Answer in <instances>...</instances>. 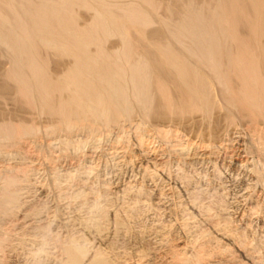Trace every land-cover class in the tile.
<instances>
[{
    "label": "bare ground",
    "instance_id": "obj_1",
    "mask_svg": "<svg viewBox=\"0 0 264 264\" xmlns=\"http://www.w3.org/2000/svg\"><path fill=\"white\" fill-rule=\"evenodd\" d=\"M6 105H10L11 108L7 109ZM135 118L139 120L134 123L132 121ZM150 122L156 126L165 125L175 130L176 128L185 130L210 143L214 142L218 127L227 126L223 129L230 128V131L236 133L234 141L243 150L245 141L252 145L250 148L253 147V151L254 148L259 152L264 150L258 142L262 130L264 132L262 128L264 127V0H0L1 158L18 155V146L25 140L30 141L31 144L46 142L49 144L46 134L60 136L59 144L63 146L64 153L69 145L76 143L73 138L78 135L77 133L80 135L85 133L90 138H96L101 134L111 133L112 129L120 132L123 128L129 127L133 128V134L137 137L140 134L144 136L143 133L150 130L153 133L152 137L155 135V139H166L167 129L164 132L159 126L150 127ZM240 122L247 123L246 128L249 126L248 129L256 140L252 139L254 138L251 137L252 135L245 139L244 133L238 132L237 124L240 125ZM140 142L138 144L136 142L137 152L141 151ZM179 149L174 148L176 153ZM174 150L172 148V152L169 150L164 154L155 152L150 156L143 154L142 158L145 164L157 168L159 165L154 166L155 163H164V155L169 156L172 153L174 155ZM176 153L175 157L183 160L182 156H179V153L183 152ZM26 166L22 168L25 172L21 170L24 172L23 175L31 169ZM8 177L0 194V218L10 214L12 207L14 209L19 205L18 200H20L18 194L14 193L17 176L15 181L10 178L12 176ZM167 177L169 176L165 179ZM181 184L179 186L182 189L179 186L178 188L185 192V187L183 188L185 184ZM193 194L198 195V193ZM182 196L179 195L180 198ZM193 196L191 199L188 196V200H185L186 207L188 205L190 211L195 208L192 207L193 199L197 197ZM131 200L133 201V198ZM234 203L237 206V202ZM97 216V219L92 220V229L96 230L101 224L97 220L102 221L105 217L102 214ZM118 220L120 219H114L113 236L116 233L121 235L122 228L125 227ZM174 224L176 225V222ZM152 228L154 229L147 236L144 235L147 240L145 241L148 246L150 245L148 255H153L158 249L166 247L167 235L171 232L170 227L161 228L158 225L157 228ZM214 228L213 230L216 231L213 233L220 243L232 244V237H229L230 233L226 229L218 228L221 231L225 230L227 234L217 230L216 226ZM126 229L125 227L123 232H126ZM104 234L96 238L101 243L108 235ZM187 234L189 233L186 229L183 231V238L189 236ZM72 238L63 249L66 259L64 264H80L86 252L83 250L84 246L79 247L80 242L77 243L78 240ZM233 243L235 244V241ZM199 253L203 254V251ZM173 254L170 257L174 258L175 264H189L186 257H182L183 254ZM107 261L104 257L98 256L93 257L88 263L109 264L110 262ZM196 261L199 264V261Z\"/></svg>",
    "mask_w": 264,
    "mask_h": 264
},
{
    "label": "rangeland",
    "instance_id": "obj_2",
    "mask_svg": "<svg viewBox=\"0 0 264 264\" xmlns=\"http://www.w3.org/2000/svg\"><path fill=\"white\" fill-rule=\"evenodd\" d=\"M5 107H8L7 109L11 108L10 105H6ZM138 120V118H135L132 122L135 123L138 122ZM148 121L147 128L149 126ZM134 123L132 124L134 125ZM242 123L245 124L243 125ZM152 125L155 124L152 123L150 127ZM237 125L236 127H238V132L244 133L245 139L252 135L251 137H254L252 139L256 140V137L253 136L254 134L248 129L249 126L246 128V122H240V125ZM157 126L163 129L164 132L167 129L168 132H166V139L158 140V137V139H155V135L152 137L153 133L150 130L144 132V136L140 134L137 137L133 134V128L131 129L129 127L123 128V130H121L122 132L112 129L111 133L104 135L101 134L102 137L99 135L96 136V138H90V136H86L85 133H82L81 135L80 133H77L78 135H76L73 140L78 143L69 145L70 147H67L68 150L66 149L64 153L62 148L63 146L59 144L60 136L51 134L47 136L46 134L49 144H46L47 142L44 143L46 145L41 143L31 144L30 141L25 140L18 146V155H12L10 158L0 157V194L2 188L5 186V180L8 176H12L10 178H13L14 181L17 178L19 179H17V183L15 181V189L14 187L13 189L15 190L14 193L18 194L20 199L18 200L19 205H16L17 207L15 206L14 209L12 207L10 214L8 213L0 218V264H64L66 263V259L63 249L65 248L66 243L68 244V240L72 237V239L76 241L78 240L77 243L80 242L79 247L82 246L83 248L84 246L83 250L86 251L80 264H89L88 262H91L93 257L98 256H102V258L104 257L110 263L112 262V264H175L174 262L176 261L174 258L170 257L173 253H180V255L183 254L182 257L185 256L186 258H184L188 260L189 264H196V260L199 261V264H203L204 262V264H264V172H262L264 171V137H261V135H264L263 130L260 138L258 139V142L263 146V151L261 152L260 150V153L256 150V148H254L256 152L255 150L253 151V147L250 148L252 145H250L247 141L244 143L243 150V148H241L238 144H236L237 142L234 141L236 133L232 130L230 131V128L223 129V127L227 126L222 127V125H220L222 128L220 126L218 127L217 136L214 139V142L212 141L211 143L203 138H201V140L199 137L197 138L195 134L182 129L176 128L175 130V128L166 127L165 125V127L162 125ZM262 128L264 129V127ZM220 129L223 130L221 131ZM150 132L151 134H148ZM135 137L139 138V140ZM141 139L143 140L140 142ZM216 139L218 141H216ZM50 142L52 143L50 144ZM136 142L137 144L140 142L139 145L142 152L139 151L140 148L138 149L139 152H137ZM172 148L173 150L174 148L177 150L179 148L182 149H179L178 153L183 152L184 154H182L185 156V159L181 153H179V156H182L181 158H183V160H180L177 156L175 157V153L177 151L174 150V155L173 153L169 155L171 157L167 155L166 157L164 155L165 160H163L165 164L163 162L160 164L158 162L155 163L154 166L159 165L156 168L153 166L151 167L150 165L149 167L145 164L142 158L143 154L150 156L155 152L163 154L169 150L172 152ZM115 154L118 155L116 156ZM111 156L113 158H111ZM11 157L13 158L11 159ZM260 157L263 160L260 159ZM20 159H22V161ZM28 163H33V165ZM26 165H28L32 171L29 169V171L23 175L25 169L23 170L22 168L27 167ZM16 176L17 178H15ZM166 176L169 177L165 179ZM254 177L256 179H260L256 180ZM19 181L21 182L19 183ZM180 184H185L183 186V188L185 187V192H183V190L180 191L182 189L179 186ZM178 186L181 189L178 188ZM193 193H198V195ZM215 193H219L220 195H216ZM179 195L180 197L183 195L182 198H180ZM193 195L197 198L193 199L194 204L192 207L195 208H192L193 210L190 211V207L188 205L186 207L185 200H188V196H190L189 198L191 199ZM132 198L133 201L131 200ZM234 201L237 202V206L234 205ZM106 207L107 209H105ZM95 210H97V213ZM99 211L100 213H98ZM112 211H114V213ZM183 211L186 212L187 215ZM99 214H102L103 217L105 216L103 219L105 222L98 219L97 221H100L101 223L99 229H92V220L97 219V215ZM195 214H198L199 216H196ZM179 217H181V219ZM116 218L120 219L118 221L122 222L123 226L127 228V231L123 232L125 231L124 227L122 228L123 231H121V235H119L120 233H116L115 237L113 236V230L115 229L113 225L114 219ZM214 218H216V220ZM175 222L176 225L174 224ZM66 223L68 224L66 225ZM90 223L91 225H89ZM158 225L161 228L170 227L171 232L167 235L168 242L166 247L158 249L159 252L156 251L153 255H148L150 245L148 246L145 236H147L148 233L154 229L152 227L157 228ZM183 225L185 226L183 227ZM225 225H227L228 228H226L227 226ZM215 226L217 230L221 228L226 229L227 232L230 233V235L228 234L229 237H232L231 240L233 242L235 241V244L233 242L230 245L220 243L213 233L216 231L213 230L215 229ZM186 229L189 233L187 235L189 236H186L187 238L185 237V239L182 234L183 231H186ZM221 232H225V230ZM99 233H105V236L108 234L107 238H105L102 243L96 239L98 235H101ZM122 233L125 234L122 235ZM203 234L206 236L204 237ZM198 235H200V237ZM193 241H195V243ZM207 242L209 244H203ZM108 243L110 244L108 245ZM106 247L112 248L107 249ZM114 248L116 251H114ZM140 249L142 251H140ZM198 249L201 251H197ZM202 251L203 254L199 253Z\"/></svg>",
    "mask_w": 264,
    "mask_h": 264
}]
</instances>
